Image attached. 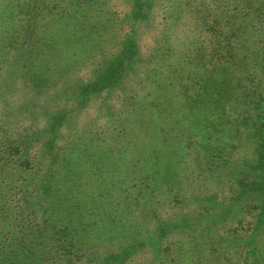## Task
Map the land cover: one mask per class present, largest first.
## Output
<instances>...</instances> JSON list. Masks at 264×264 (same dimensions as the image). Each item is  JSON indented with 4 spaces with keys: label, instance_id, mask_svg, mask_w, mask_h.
<instances>
[{
    "label": "trees",
    "instance_id": "1",
    "mask_svg": "<svg viewBox=\"0 0 264 264\" xmlns=\"http://www.w3.org/2000/svg\"><path fill=\"white\" fill-rule=\"evenodd\" d=\"M0 264H264V0H0Z\"/></svg>",
    "mask_w": 264,
    "mask_h": 264
}]
</instances>
